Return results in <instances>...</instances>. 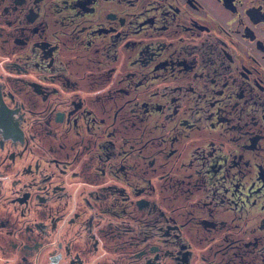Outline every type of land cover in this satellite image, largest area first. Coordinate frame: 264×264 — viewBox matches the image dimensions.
<instances>
[{"label": "flooded vegetation", "instance_id": "1", "mask_svg": "<svg viewBox=\"0 0 264 264\" xmlns=\"http://www.w3.org/2000/svg\"><path fill=\"white\" fill-rule=\"evenodd\" d=\"M135 120L168 135L166 157L188 153L185 191L194 173L197 202L232 214L178 230L249 218L256 230L231 243L237 264L257 235L263 245L264 0H0V186L17 204L35 189L63 198L10 237L0 229L3 264H191L185 238L166 244L167 263L144 243L157 217L175 218L143 197Z\"/></svg>", "mask_w": 264, "mask_h": 264}, {"label": "rangeland", "instance_id": "2", "mask_svg": "<svg viewBox=\"0 0 264 264\" xmlns=\"http://www.w3.org/2000/svg\"><path fill=\"white\" fill-rule=\"evenodd\" d=\"M96 43L100 45L102 43V40L96 39ZM91 52H93V50H91ZM99 59L103 61L104 57L102 55H99ZM102 68L103 67H94L91 68L89 72H93V76L96 79H99L103 74H105ZM126 108H128V106ZM132 108H134V106H132ZM135 113L139 118L142 117L139 111H135ZM136 117L137 116H133V118L131 119L134 121ZM35 118L38 117L36 116ZM137 127H143V164L147 167L145 168L143 165V195H145L143 197L147 198L150 201H154L156 207H159L164 212V215L166 217H169L171 215L175 218L173 223H170V220H168L169 224L179 225L182 222H191L192 224L193 221L197 222V218L199 216L200 219H205L207 217V213L209 214L210 219L213 221H217L219 219V216L227 217L229 219L231 218L232 214L230 213L221 215L220 211L210 204H202V202H197V200L201 196H203V190L192 186L197 178L194 173H192L191 177L187 178V182L189 183L190 187L189 191H185L186 185L180 184L177 180L178 177L183 178L185 174L184 172L187 173L190 170L191 172H193V166H191L190 169L189 167L180 166L181 161L186 163L187 158H185V155L187 156L188 153H181L176 158V160H174L176 156V153L174 152L170 156L166 157L165 151L167 150V141L165 143H160L159 138L166 140L168 135L164 136V131L147 132V129L149 127H145L142 122L135 120V126H133L132 128ZM145 136H148L147 139L145 138ZM158 150H162L163 152H158ZM150 158H154V163L151 167L146 163ZM152 168L155 169L151 170ZM234 178L237 179V177ZM13 187L14 186H12L11 184L6 185L4 188L0 186V229H5V236L7 237H10L11 227L16 222L20 221L17 225L23 228L25 225L21 223L24 222V219L28 222L41 221V219L38 218V214L42 216L49 212L42 207L54 208L56 206H60L63 202V198L61 196H47L48 194L44 193L43 190L35 189V191L28 192L24 195L33 196V199L29 202V204L18 202L20 204L19 205L15 201H11V199L15 196L12 194ZM49 188L50 190H52L54 188V185H49ZM156 192L161 194V196L156 195ZM39 196L45 197L46 201L39 203ZM20 213L23 216H19ZM31 214L35 216V219H32ZM52 215H55L54 212H52ZM179 218L181 219V222L177 221ZM155 220L156 225L162 224V219L157 217ZM45 223L48 224L47 226L50 225L49 221ZM196 226L197 230H194L191 225H187L182 229V232L185 235L184 236L182 234L183 237L189 240V243L191 244L189 248L191 251V264L202 263L204 261L203 255H206L208 253L209 248H223L221 246L214 245L216 243L231 245V243L235 239L240 238L244 241L247 240L251 235L250 232L254 228V223L253 219L249 218L232 219L229 221L227 226H221V231L216 233L204 232L203 230H201V227L197 223ZM143 230L146 233L148 232V228L145 226H143ZM254 230H256V228H254ZM22 231H24V229ZM150 232H153V229L150 230ZM172 234H174L176 237H179L181 233H179L178 229H175L172 231ZM17 236L18 239H21L25 237V234L23 236L21 234H18ZM33 236L35 239H37L40 234L36 230H34ZM14 242L19 244V241L14 240L13 243ZM151 242L152 240L150 238H147L144 243ZM261 242L262 238L257 235L256 246L249 247L247 250L245 249L244 252H242L244 258H249V256L252 255L253 257L263 261L264 243L262 245ZM0 245V264H3L4 262L2 260L7 248V244L0 240ZM164 246L167 247L169 245ZM230 254V251H216L215 256H207V260L211 259V264H232V262L228 260ZM123 255H125V253H123ZM213 257L214 259H212Z\"/></svg>", "mask_w": 264, "mask_h": 264}]
</instances>
